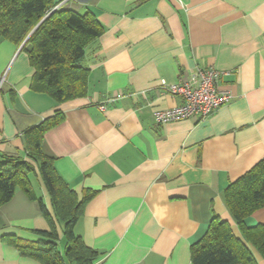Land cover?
Segmentation results:
<instances>
[{"label":"crops","instance_id":"0c3cea01","mask_svg":"<svg viewBox=\"0 0 264 264\" xmlns=\"http://www.w3.org/2000/svg\"><path fill=\"white\" fill-rule=\"evenodd\" d=\"M56 2L60 10L91 12L103 27L81 62L89 70L88 94L57 103L33 91L27 54L0 39V152L29 161L23 134L63 114L45 134L43 151L79 197L97 193L76 226L101 254L94 264H192L191 247L215 218L242 238L224 193L264 160V0ZM197 67L226 74L220 85L234 100L205 121L158 124L157 112L183 104L161 81L187 80ZM30 179L63 252L48 191L38 172ZM246 224L264 225V208ZM49 230L39 204L18 189L0 209V264H41L3 237L47 242L38 232Z\"/></svg>","mask_w":264,"mask_h":264},{"label":"trees","instance_id":"16d2710c","mask_svg":"<svg viewBox=\"0 0 264 264\" xmlns=\"http://www.w3.org/2000/svg\"><path fill=\"white\" fill-rule=\"evenodd\" d=\"M57 5L56 0H0V39L27 54L35 70L31 89L64 103L87 96L89 70L81 62L87 47L102 35L103 27L91 12L55 10ZM63 121V114L57 111L23 134L30 162L18 153L0 152V209L20 189L39 204L50 227L38 232L48 238L47 242H25L14 236H4L3 240L23 257L41 264H94L101 254L84 243L76 226L97 193L87 190L79 197L57 172L54 158L43 151L45 134ZM37 172L63 228V252L50 211L33 190L30 175ZM224 199L242 238L235 235L229 222L213 219L204 237L191 247L192 264H257L247 243L264 256V225L249 227L246 220L264 208V160L231 183Z\"/></svg>","mask_w":264,"mask_h":264},{"label":"built area","instance_id":"2783aa9c","mask_svg":"<svg viewBox=\"0 0 264 264\" xmlns=\"http://www.w3.org/2000/svg\"><path fill=\"white\" fill-rule=\"evenodd\" d=\"M222 74L214 68H196L195 72L187 79L170 84L166 80L161 81L162 88L172 95L183 99V104L171 109L156 113V122L160 125L173 121L197 118L205 121L220 108L229 105L234 100L230 90L221 88ZM1 87V85H0ZM119 98L109 99L114 103ZM105 110L106 106H100Z\"/></svg>","mask_w":264,"mask_h":264},{"label":"rangeland","instance_id":"374dc122","mask_svg":"<svg viewBox=\"0 0 264 264\" xmlns=\"http://www.w3.org/2000/svg\"><path fill=\"white\" fill-rule=\"evenodd\" d=\"M57 8H55V10H56Z\"/></svg>","mask_w":264,"mask_h":264},{"label":"water","instance_id":"95a60500","mask_svg":"<svg viewBox=\"0 0 264 264\" xmlns=\"http://www.w3.org/2000/svg\"><path fill=\"white\" fill-rule=\"evenodd\" d=\"M27 41V40H26Z\"/></svg>","mask_w":264,"mask_h":264}]
</instances>
